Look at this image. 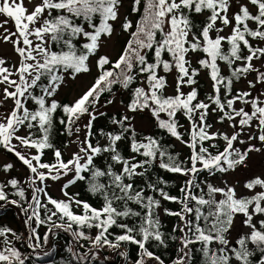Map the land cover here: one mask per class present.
<instances>
[{
    "label": "snow or ice",
    "instance_id": "obj_1",
    "mask_svg": "<svg viewBox=\"0 0 264 264\" xmlns=\"http://www.w3.org/2000/svg\"><path fill=\"white\" fill-rule=\"evenodd\" d=\"M124 2L0 0V42L17 56L11 66L0 56V150L27 167L31 191L29 200L20 180L0 183V201L20 208L28 229L21 237L0 227V264H26L32 253L17 243L35 252L61 232L69 237L62 264H110L107 250L126 261L125 245L138 248L134 264H165L150 248H167L169 240L179 245L171 264H264V173L246 180L244 192L201 179L246 168L250 153L264 151V92L234 93L235 82L250 74L249 89L264 86V0H131L135 22L121 20ZM117 21L129 38L113 61L99 52ZM93 67L97 74L82 95L71 104L56 98L68 79ZM202 70L211 82L205 99L197 87ZM116 86L130 97L126 112L111 118L110 130L94 131L98 116L106 115L99 109L115 101ZM105 94L112 98L102 105ZM143 113L163 135L138 132L134 121ZM212 116L231 132L213 131ZM57 124L77 145L67 159L52 141ZM164 136L187 148V157L174 153ZM48 151L52 162L42 159ZM13 168L6 163L0 172ZM157 169L184 178L178 194L167 190L164 175H154ZM65 178L63 198H53L47 181ZM78 183L96 202L70 193ZM9 186L19 199H9ZM162 216L176 218L170 232ZM55 251L52 243L43 255Z\"/></svg>",
    "mask_w": 264,
    "mask_h": 264
},
{
    "label": "trees",
    "instance_id": "obj_2",
    "mask_svg": "<svg viewBox=\"0 0 264 264\" xmlns=\"http://www.w3.org/2000/svg\"><path fill=\"white\" fill-rule=\"evenodd\" d=\"M124 3H131V0H125ZM129 13L132 15L133 19L132 21L135 22L138 19V15L131 13L130 12V7H129ZM127 34V33H126ZM128 34L125 40V43L123 47L126 44V41L128 39ZM122 47V49H123ZM122 51V50H121ZM121 53V52H120ZM114 61V60H113ZM193 66H197L196 63L193 64ZM203 71V70H202ZM205 72V71H203ZM224 72L227 74L228 70L227 68H224ZM206 73V72H205ZM201 75V74H200ZM208 78V77H207ZM198 79V92H199V98L200 99H205L208 94L211 93V87L209 90H206L204 86V82L200 81L199 77ZM241 81V80H240ZM240 81L235 82L234 84V93L237 92L235 89V85H237ZM114 95L116 96H125L126 104L129 102V95L124 91L121 90L118 86L114 88ZM112 98V94H105L104 97L101 98V104H105L107 99ZM123 100V98H122ZM62 103H69L71 104L72 102L68 101L67 99L60 100ZM62 115V113H58V116ZM121 115L120 113L117 114H107L104 116H101L98 126L96 125V120L94 122V131H99L100 129H104L105 131L110 130L113 126L111 124V118L113 116L119 117ZM184 121V120H183ZM85 123H87V117H83L79 121V125L83 126ZM186 122L184 121V124ZM140 132L141 135H146V134H153L155 133L157 136L163 135L159 129H156L153 126V130L150 133H145L142 131ZM69 140L70 137H68L63 130V126L57 124L56 128L54 129L53 136H52V141L55 144L57 148H60L61 151L64 150L66 147L65 145H69ZM164 141L166 143H171L174 144L175 147L172 149V151L178 152L181 156V158H186L187 155L189 154L188 149L186 148L185 151L183 152L182 150H178L176 147V141L173 138H170L168 136H164ZM121 151H124L123 146L121 147ZM0 153L5 155L10 163L14 165V168L11 169L8 173L0 172V183L6 182L9 178H16L21 181V186L25 188V195L28 197L30 200L31 197V191L28 187V184L25 182L27 180V177L21 176L18 172H16V168L20 167L23 169H26L27 167L22 164L18 160V158L15 157L14 154L12 153H7L4 150H0ZM46 155L52 156L51 151L46 152ZM4 164H0L2 166ZM154 175H164L168 179V189L171 194L176 195L178 194L177 191V186L180 185L183 182V177L169 174V173H164L162 170H155ZM223 174H217L215 177H221ZM208 178L209 180L214 178V177H206V174L201 175V179ZM9 199H19L14 193L15 189H12L10 186L6 189ZM72 194H78V197L83 200H87L90 203H94L97 200V197L93 196L87 188V185L83 183H78L77 184V189L72 193ZM55 198V197H53ZM0 205H3V207H0V227H7L12 229L13 232L17 233L21 237H25L28 235V229L27 226H21L19 224V220L21 219L23 222L25 221L26 217L22 213L21 209L16 207L15 205H4V202L0 201ZM27 205L25 204V207ZM166 207L172 208V209H177L178 206L175 204H168L167 202L165 203ZM162 221H163V226L165 232H170L172 226L177 223L176 218L174 217H166L162 216ZM47 230V224L42 225L38 228V232L40 233L41 236L45 233ZM119 231V230H117ZM69 237L64 234L60 233V235L55 238L54 241H51L48 245L43 246L40 249H37L35 252H33L31 249H27L25 245H22L21 243H17V247L20 248V250L25 254L28 255L29 253H32L31 258L26 264H62V261L68 258V253L64 250L66 247V242L68 241ZM52 243H55L56 245V251L55 254L50 256V257H44L43 253L45 251H48L49 248H51ZM178 242H172L171 240L168 241V247H158L155 244L152 245L150 248L151 251L155 252L156 254L160 255L162 259L165 260V264H171L172 259L174 258L176 254V249L178 248ZM87 249H82L81 251H86ZM124 250L127 251L128 253V259L125 261L124 258L117 256L114 252L111 250H107L105 252V255H108L110 257V264H134L133 257L136 256L138 252V248L135 245H125ZM39 257V258H38Z\"/></svg>",
    "mask_w": 264,
    "mask_h": 264
},
{
    "label": "rangeland",
    "instance_id": "obj_3",
    "mask_svg": "<svg viewBox=\"0 0 264 264\" xmlns=\"http://www.w3.org/2000/svg\"><path fill=\"white\" fill-rule=\"evenodd\" d=\"M129 3H124V6L120 10V17L121 20L124 19V17H128L129 19H133L132 15L129 13ZM0 19H3V17H0ZM7 27L11 30H14V27L12 23H9ZM116 32L113 35L111 39H108L103 47L101 48L99 55H108L112 60H114L122 50V47L125 43L127 34L122 32L120 28V21H117L115 24ZM3 30L0 29V33H2ZM0 56H3L7 59L8 65L11 66L14 64L17 60L16 54L12 50V45L0 42ZM195 57H193V64L195 63ZM93 59V64H94ZM257 67H260L259 63L257 62ZM97 74V70L95 67L92 68V72L90 74H83L79 76L76 80L68 79L65 83V85L61 88L58 96L56 97L58 100L67 99L70 102H73L77 97H79L84 91L87 90V88L91 85V83L94 81V77ZM169 88H168V94H173V87H174V80L173 76L169 75ZM200 81L204 82V86L206 90H209L211 87V82L207 78V75L205 72L201 71V75L199 76ZM255 74H250L247 79H241V81L235 85V89L237 91H252L254 96L259 95L261 92H264V86L257 85V88L255 90L249 89L248 86V80H254ZM189 89L185 88V91H188ZM123 98V100H122ZM123 102V103H121ZM126 104L125 96H116L115 101L111 105H106L104 107H101L99 110L107 113V114H125L126 109L124 105ZM104 105V104H102ZM240 104H237L236 107H240ZM129 115H132L131 113H128ZM101 116H98V120L96 121V125L98 124ZM217 117L212 116L209 119V122L213 124V131L215 130H221V131H228L231 132V129L228 128L227 123L221 125L217 122ZM181 123H184L183 119H181ZM134 124L136 125V128L138 131H142L145 133H150L153 130L154 123L152 121V118L150 115L143 113L136 115V119L134 121ZM98 126V125H97ZM82 127V126H81ZM185 127H187V123H185ZM243 139H247L246 136L242 137ZM74 139L70 138L69 145L62 150L64 154V158L67 159L71 156V153L76 150L77 145L70 143V141ZM252 143L257 144L259 146L258 141H252ZM243 148L245 146L238 145ZM176 147L178 150L185 151V147L180 145L178 142H176ZM44 162H52L54 161V157L50 155H46L42 158ZM10 163L9 159L0 153V164H6ZM23 164V163H22ZM25 166V165H24ZM16 172L21 174V176H27L29 175L28 169H23L20 167L16 168ZM261 173H264V151L256 153H250L249 159L247 161V167H241L238 168L235 172H231L227 175L223 174L221 177H214L210 179V182L213 184L222 186L224 181H227V183L235 185L237 187L238 192H244L246 191L243 189V184L246 180L249 178H252L255 175H260ZM66 179L60 180V181H47V191L48 193L55 198H63L61 193V188L64 183H66ZM77 189V185H73L70 189V193H73ZM19 224L21 226H26L25 223L20 219ZM235 235V233L233 234Z\"/></svg>",
    "mask_w": 264,
    "mask_h": 264
}]
</instances>
